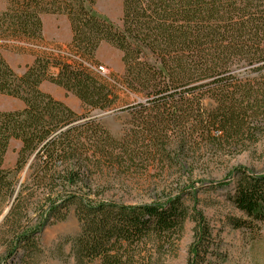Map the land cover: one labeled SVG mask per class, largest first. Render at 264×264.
I'll use <instances>...</instances> for the list:
<instances>
[{
    "label": "trees",
    "instance_id": "16d2710c",
    "mask_svg": "<svg viewBox=\"0 0 264 264\" xmlns=\"http://www.w3.org/2000/svg\"><path fill=\"white\" fill-rule=\"evenodd\" d=\"M96 2L11 0L0 15L3 48L34 59L18 75L0 51V95L24 104L0 111V189L13 191L15 178L2 169L12 141L16 171L27 168L0 223V264H40L41 232L72 210L80 232L65 241L75 264H145L175 252L188 221L186 264H208L218 237L179 189L127 205L106 199L104 188L175 166L178 151L241 152L264 138V0H123L121 25L95 14ZM44 15L68 18L69 43L45 39ZM103 43L122 53V75L98 71ZM45 82L75 96L83 114L44 92ZM94 111L128 112L135 129L116 139ZM229 178L241 216L228 224L259 233L264 175L236 167Z\"/></svg>",
    "mask_w": 264,
    "mask_h": 264
},
{
    "label": "rangeland",
    "instance_id": "374dc122",
    "mask_svg": "<svg viewBox=\"0 0 264 264\" xmlns=\"http://www.w3.org/2000/svg\"><path fill=\"white\" fill-rule=\"evenodd\" d=\"M10 7L11 0H0V15L9 12ZM93 12L121 25L123 0H97ZM44 17L46 30L50 34L63 39L69 36L71 26L66 16ZM2 45L0 43V51L5 60L18 75H22L31 56L16 54L4 49ZM96 58L97 66L105 68L104 75L124 73L122 53L109 44L101 45ZM42 90L66 103L76 113L83 114L80 101L62 88L45 82ZM23 107L21 101L0 95L1 112L20 111ZM90 117L97 119L116 139L124 138L135 129L131 115L125 111H94ZM18 147L17 141L11 142L2 168L8 175L13 174L15 181L13 191L0 189V223L26 175L27 168L21 171L15 169ZM177 156L180 158L177 161L175 158V166L156 164L145 174H133L125 180H113L104 188L105 198L127 205L145 204L164 198L172 188L179 189L183 194L184 204L189 209L202 211L218 237L219 249L215 256L210 257L208 264H264V224L259 233H251L234 229L227 221L230 217L241 216L231 203L235 182L229 178V174L236 167H244L255 175H264V138L247 151L224 152L205 147L195 155L178 151L175 153V157ZM194 226L192 221L186 223L175 252L153 253V259L146 260L145 264H186L193 243ZM79 232L80 225L74 210L65 222L46 226L39 236L44 252L40 264H75L74 258L70 256L71 245L65 240L75 237ZM0 252H3L1 247Z\"/></svg>",
    "mask_w": 264,
    "mask_h": 264
},
{
    "label": "crops",
    "instance_id": "0c3cea01",
    "mask_svg": "<svg viewBox=\"0 0 264 264\" xmlns=\"http://www.w3.org/2000/svg\"><path fill=\"white\" fill-rule=\"evenodd\" d=\"M48 17V16H47ZM46 17L43 18V24H44V37L47 41H56L58 43H69L72 39V32L69 34V36L67 38H60L59 36L50 34V32H48L46 30V26H45V19ZM71 29V28H70ZM33 57H29V61H28V65L31 64L33 62ZM45 83L42 84L41 88L43 89ZM44 91V90H43ZM61 101V100H60Z\"/></svg>",
    "mask_w": 264,
    "mask_h": 264
},
{
    "label": "built area",
    "instance_id": "2783aa9c",
    "mask_svg": "<svg viewBox=\"0 0 264 264\" xmlns=\"http://www.w3.org/2000/svg\"><path fill=\"white\" fill-rule=\"evenodd\" d=\"M98 71H99L100 73H102L103 75L105 74V68L102 67V66H100V67L98 68Z\"/></svg>",
    "mask_w": 264,
    "mask_h": 264
},
{
    "label": "water",
    "instance_id": "95a60500",
    "mask_svg": "<svg viewBox=\"0 0 264 264\" xmlns=\"http://www.w3.org/2000/svg\"><path fill=\"white\" fill-rule=\"evenodd\" d=\"M8 211H9V210H8ZM8 211L6 212V214L8 213ZM6 214H5V215H6ZM2 219H3V218H2Z\"/></svg>",
    "mask_w": 264,
    "mask_h": 264
}]
</instances>
